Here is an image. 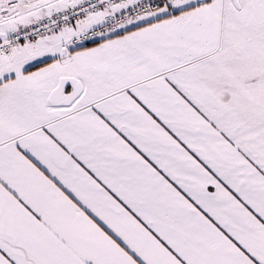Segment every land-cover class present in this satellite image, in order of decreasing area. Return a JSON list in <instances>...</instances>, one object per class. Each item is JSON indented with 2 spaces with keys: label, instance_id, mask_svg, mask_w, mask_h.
Segmentation results:
<instances>
[{
  "label": "snow or ice",
  "instance_id": "1",
  "mask_svg": "<svg viewBox=\"0 0 264 264\" xmlns=\"http://www.w3.org/2000/svg\"><path fill=\"white\" fill-rule=\"evenodd\" d=\"M0 264H264V0H0Z\"/></svg>",
  "mask_w": 264,
  "mask_h": 264
}]
</instances>
